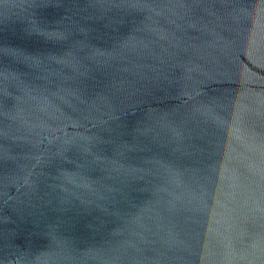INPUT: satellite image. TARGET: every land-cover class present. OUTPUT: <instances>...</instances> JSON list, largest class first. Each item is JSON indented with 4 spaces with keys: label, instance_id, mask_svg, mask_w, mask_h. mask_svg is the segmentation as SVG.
Returning <instances> with one entry per match:
<instances>
[{
    "label": "water",
    "instance_id": "1",
    "mask_svg": "<svg viewBox=\"0 0 264 264\" xmlns=\"http://www.w3.org/2000/svg\"><path fill=\"white\" fill-rule=\"evenodd\" d=\"M0 264H264V0H0Z\"/></svg>",
    "mask_w": 264,
    "mask_h": 264
}]
</instances>
